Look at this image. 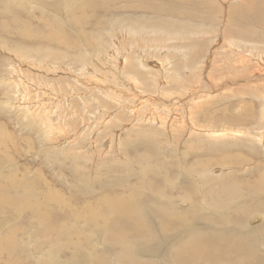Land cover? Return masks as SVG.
<instances>
[{
    "label": "rangeland",
    "instance_id": "374dc122",
    "mask_svg": "<svg viewBox=\"0 0 264 264\" xmlns=\"http://www.w3.org/2000/svg\"><path fill=\"white\" fill-rule=\"evenodd\" d=\"M263 88L264 0H0V257L92 253L128 209L177 218L165 264L225 218L244 230L264 213ZM262 221L242 242L264 262Z\"/></svg>",
    "mask_w": 264,
    "mask_h": 264
},
{
    "label": "bare ground",
    "instance_id": "6f19581e",
    "mask_svg": "<svg viewBox=\"0 0 264 264\" xmlns=\"http://www.w3.org/2000/svg\"><path fill=\"white\" fill-rule=\"evenodd\" d=\"M249 109H250V107H249ZM228 117H230V116H228ZM232 118H234V117H232ZM229 124H230V122H229ZM247 137H248V135H247ZM261 146L264 148V138L262 140ZM218 159H220V158H218ZM219 171H221V170H219ZM194 176H196V175H194ZM47 186H50V185H47ZM254 189H255V187H254ZM46 198H49V200L54 199L56 201H58V199L60 201L64 200V198L62 199V198H59L57 195H50L49 193L46 194ZM244 198L245 197L243 194L233 195L231 198V201L228 202V204L231 207L233 206V209H234L237 206V203L241 202ZM189 204H190V200H189V202H182L181 206L186 207ZM207 207H208V205H207ZM262 207L263 206L261 205V208ZM149 211H150V209H149ZM258 211H260V209H258ZM246 212L247 211H242L243 215H245ZM249 213L253 215L252 212L249 211ZM262 213H263V211H262ZM119 214L121 216V221L119 224H117V226L114 225L111 227H107L105 229H104V227H101L100 229H96L95 231H93V236L96 238V240L92 246V253L88 252L86 249H80L79 251H75L73 253L71 259L61 260L59 257V254H57L53 249L47 248V249H45L46 251L41 252L42 257H37L36 264H43L45 262H47V264H77L79 262H83V264H92L93 262H94V264H106L107 260L105 259L104 255L108 256L109 260L112 261L111 262L112 264H118L119 262H122L123 259H126V261L129 264H136V263H138V264H153V260L159 261L160 264H165V258L169 256V253L167 254V251H168L167 248L169 245L168 234H170V233L172 234L174 231H176L180 227L177 225V218L170 216V215H167L168 219L164 223H162L161 225L158 224L154 219V224H153V222H151L153 225L152 230H148V228H146L147 227L146 222L140 223L139 219L134 220L131 218V210L130 209H128L126 211H122ZM145 214L149 218H153V216L149 212H146ZM263 215H264V213L261 215L255 214V215L251 216L248 220L249 224L245 221L248 226L244 224L245 225V226H243L244 230H242V228H240L237 224L233 223V220H232L233 217H232L231 219H229L230 222L228 221L227 218H225V221H226L225 223H223V224L219 223V225H215V227H217V228H215V230L211 233L210 232L209 233H203L202 231L196 233V238L198 239V241L194 240V239L188 240V243H189L188 246L183 247L182 249H180V251H177L176 253H174L176 250V247L175 246L171 247V250L173 253V258H172L173 262H175L176 264H201V261L199 260V253H200V254L206 256L208 264H264V262H261L259 257L255 254L257 251L260 252L262 250V249H259V247L263 243L262 244L259 243L257 245V247L251 246L254 250L253 252H250V251L244 252L243 251L244 250L243 249V242H242V240H246V241H249V243H255L256 241H262L263 240V231L259 230L260 222L262 220H264ZM239 218L240 217H238V219ZM202 221H204V218ZM236 221H239V220H236ZM9 222H12V220H10ZM262 222H264V221H262ZM240 224H242V223H240ZM193 225H194L193 223L188 225L187 226L188 228L186 227L183 230V232L186 233V231H187L188 232L187 234H189ZM145 228H146V230H144ZM251 228L254 231V235L250 234ZM223 229H224V231H223ZM221 230H222V232L220 234H222V235H215V233H217ZM154 231L157 233V235L152 239L151 233ZM104 232H107L106 236L103 235ZM202 233H203V237L201 238ZM136 239L138 241H136ZM234 239H235V241H234ZM154 240H156L154 243L155 247L151 248L150 242H153ZM225 240L230 241V243L228 242V245L229 246L232 245V248L227 246ZM121 241H124L125 243H124L123 253L119 254L118 253L119 250H116V249L120 248L119 243ZM34 243H35L34 240H30L28 242V247L33 246L36 248L37 245ZM79 244L82 245L81 240L79 241ZM138 244H140V245H138ZM109 245L111 248L115 246L116 249L113 250V249L109 248L108 247ZM99 246H101V251L97 252V248ZM209 246H214V247L212 249H208ZM93 253H94V255H92ZM260 254H261V252H260ZM2 258L3 257H0V264H11V262L9 261L10 255L7 257H4L3 259ZM166 263H167V261H166ZM17 264H19V263H17Z\"/></svg>",
    "mask_w": 264,
    "mask_h": 264
}]
</instances>
